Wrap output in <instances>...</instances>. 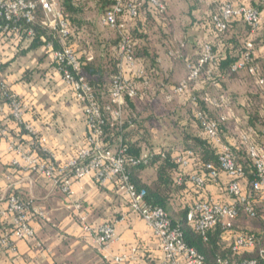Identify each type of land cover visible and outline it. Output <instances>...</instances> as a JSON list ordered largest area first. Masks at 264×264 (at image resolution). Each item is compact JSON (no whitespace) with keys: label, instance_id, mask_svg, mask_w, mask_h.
<instances>
[{"label":"clouds","instance_id":"obj_1","mask_svg":"<svg viewBox=\"0 0 264 264\" xmlns=\"http://www.w3.org/2000/svg\"><path fill=\"white\" fill-rule=\"evenodd\" d=\"M211 2L215 14L190 0L177 16L189 55L176 88L165 84L178 55L171 0H0V99L11 101L0 104V264H200L199 239L264 204V116L223 75L240 69L264 94V0ZM158 86L173 105L160 131L133 111ZM232 238L255 253L253 235Z\"/></svg>","mask_w":264,"mask_h":264},{"label":"trees","instance_id":"obj_2","mask_svg":"<svg viewBox=\"0 0 264 264\" xmlns=\"http://www.w3.org/2000/svg\"><path fill=\"white\" fill-rule=\"evenodd\" d=\"M191 2L194 3L196 7L201 6L200 0H191ZM95 3L98 5V7L101 5L108 7L109 3L111 4L114 3V0H95ZM64 6L70 7L71 6L70 0H64ZM146 7H147V4L145 5V8ZM217 7H218V4L217 6L216 5L213 6L211 8V12L215 14V10L217 9ZM41 18H42V15L39 14V11H38L37 21H39ZM152 23L153 21H152L151 15H149L148 25H147L149 31H151ZM23 24L24 22L22 23V25ZM168 27H169V23H168ZM33 29L37 34H39L40 26L38 22L33 26ZM133 34L136 35L135 32ZM137 35L141 37L143 36V34L141 33H137ZM241 73L242 72L232 73L230 65L223 66V75L227 79L237 78L238 75ZM93 74H97V73H93ZM98 74L101 75V77H104L106 74H110V69L104 65H101L100 71ZM103 84H104V80L102 79L101 86H103ZM200 103H201V107H204V102L200 101ZM133 111L135 112L134 106H133ZM255 111H256L255 116L257 118L264 116V103L260 107H256ZM260 112L262 114H260ZM166 120H170V118L164 115L163 113L157 116L152 115L146 121L150 123V124H147L148 127H150L151 125H154L156 123L157 124L167 123ZM146 121L144 123H146ZM260 122L264 123V119H261ZM226 123H227V119L225 120L224 126H223V129L225 131H227ZM194 150H197V149H194ZM138 151L139 150L135 148V146H132L129 149L130 157L135 158ZM159 159L161 158L160 157H156L154 159L149 158V160L147 161V164H141L138 167L139 168L151 167L155 163V161ZM164 163L165 165H167L168 161H165ZM161 171H163V168H161ZM252 207L254 209V214H255L254 216L246 212L245 206H242L239 212V216L235 219L236 220L235 223H232L231 221H229L225 224H221L218 226L220 231H218L217 235L213 236L212 234H208L207 241H204L203 239H199L196 242L197 250L200 254L204 256L206 264H217L219 260L242 261L246 259H253L258 256L259 250L262 247H264V204L254 205ZM224 228H227L228 232L231 233L230 237L226 236L228 232L225 233L223 231ZM234 234L235 235H246V234L253 235L257 239V247H256L255 253H250V252H244L241 254L234 253L232 249V244L234 241L232 237ZM224 240H227L229 242L230 247L228 248L224 247L222 243Z\"/></svg>","mask_w":264,"mask_h":264},{"label":"crops","instance_id":"obj_3","mask_svg":"<svg viewBox=\"0 0 264 264\" xmlns=\"http://www.w3.org/2000/svg\"><path fill=\"white\" fill-rule=\"evenodd\" d=\"M190 0H171L172 8L176 11L178 16H182V7L184 4L189 3ZM205 4H207L206 10L211 12V8L213 6H217L216 2L208 3V0H200V8H204ZM177 15H174L171 17V21L169 23L168 31L170 36L177 37L175 41V50L177 52V57L174 59V67L171 70L167 71L165 84L169 86L177 87L183 80H184V72H185V65H184V57L189 55V52L186 47L181 46V39L183 32L185 31L182 27H180V24L177 19ZM178 26V27H177ZM161 36L163 34L161 33ZM167 39V37H164ZM155 43L157 45L160 44L159 40H156ZM162 47V45H161ZM153 51H158V49H153ZM261 71L264 72V62H259ZM227 83L229 86H231L236 92H242L244 96L247 99L248 102V112L249 114L257 118L255 116V109L256 107H260L264 103V94H260L257 90H253L249 84L247 79L241 74L238 75L237 78L234 79H227ZM233 99L235 100V95L233 96ZM4 102H1L0 104H3ZM135 112L138 116H144L145 120L144 122L152 115H160L163 114L168 116L169 118L173 115V105L166 103L164 97L161 95L159 86L157 87L155 92H149L147 93L143 99H137L135 105ZM258 112V111H257ZM260 114H262L260 112ZM167 123L170 122V120H166ZM135 122V121H134ZM167 123L164 124H154L151 125L150 128L155 129L156 131H160ZM146 124H150L146 121ZM227 131H231V129L234 127V122L228 118L227 119ZM23 127V126H21ZM24 134H27L26 131ZM19 166L17 165V168ZM33 179L35 180V175L33 176ZM36 188H39V184L37 183ZM11 191V190H9ZM22 191V190H21ZM21 191H17L15 194L20 195L22 199L28 203L32 208V203L28 201L27 194L24 192V194H21ZM46 195L45 193L41 192L40 199L36 201V203L43 202V196ZM45 206H47L45 204ZM7 225L3 223V221L0 220V231H4ZM226 236H231V233L228 232ZM67 242H65V247H67Z\"/></svg>","mask_w":264,"mask_h":264},{"label":"built area","instance_id":"obj_4","mask_svg":"<svg viewBox=\"0 0 264 264\" xmlns=\"http://www.w3.org/2000/svg\"><path fill=\"white\" fill-rule=\"evenodd\" d=\"M10 2L15 4V3H18V0H10ZM24 2H25V3H29V2H33V3H34L35 0H24ZM120 2H121V3H124V4H127V3L129 2V0H120ZM137 2H139V0H137ZM148 2L154 4V5H156V6L158 7L159 4H160L161 2H163V0H148ZM114 3H115V0H114ZM114 3H113V4H114ZM146 4H147V3H145V5H146ZM2 11H3V5H0V12H2ZM38 11H39V9L37 10V12H38ZM121 14H122V13H121ZM13 18H14V21H15V23H16L17 26L22 25V23L24 22L23 20H16V18H15V14H14V11H13ZM231 72H232V73H240V72H242V70H240V69H236L235 71H233V70L231 69ZM181 83H182V82H181ZM181 83H180L176 88H180V87H181ZM1 102H8L9 104H11V101H9V100L7 99V96H6V95L3 96L2 99H0V103H1ZM131 158H134V157H131ZM15 196H16L15 203H16V207H17V208L27 209L28 211H31V210H32L31 206H30L28 203H26V202L22 199V197H21L20 195L15 194ZM242 206H245V210H246V212H248V211H247V208H248L250 205H242ZM242 206H239V207L237 208V215L235 216V219L239 216V212H240V209H241ZM11 208H12V205L9 204V210H11ZM248 213H249L250 215H252V216L255 215V214H254V209H253V207H252V211H251V212H248ZM2 216H3V213H0V220H1V221H3V220H2ZM15 216H16V219H17L18 222L22 219V213H21V212H16V213H15ZM224 224H225V223H224ZM239 236H244V235H239ZM3 242H4V241H3L2 239H0V244H2ZM253 243H254V244L256 245V247H257V239H256V238L253 240ZM9 247H12L11 243H9ZM244 247H246V245H244V244H241V246L238 247V246H237V242H236L235 240L233 241L232 249H233V252H234V253L241 254V253H244V252H248V251H246V250H241V249L244 248ZM262 250H264V247H262V248L259 250V252H258V256H257L256 258H253V259H246V260H242V261L219 260L217 264H254V262H255V264H264V260H261V258H260V254H261V251H262ZM197 255H198V257L200 258V264H206L204 256H203L202 254H200V253L198 252V250H197Z\"/></svg>","mask_w":264,"mask_h":264},{"label":"rangeland","instance_id":"obj_5","mask_svg":"<svg viewBox=\"0 0 264 264\" xmlns=\"http://www.w3.org/2000/svg\"><path fill=\"white\" fill-rule=\"evenodd\" d=\"M98 6V5H97ZM178 16V15H177ZM181 16V15H180ZM178 27V26H177Z\"/></svg>","mask_w":264,"mask_h":264}]
</instances>
